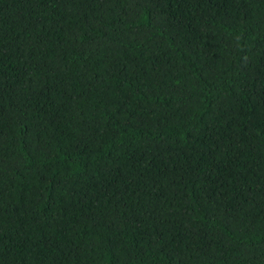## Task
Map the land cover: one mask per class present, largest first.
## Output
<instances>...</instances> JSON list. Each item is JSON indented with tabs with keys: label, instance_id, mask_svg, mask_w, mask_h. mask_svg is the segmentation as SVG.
<instances>
[{
	"label": "trees",
	"instance_id": "trees-1",
	"mask_svg": "<svg viewBox=\"0 0 264 264\" xmlns=\"http://www.w3.org/2000/svg\"><path fill=\"white\" fill-rule=\"evenodd\" d=\"M0 264H264V0H0Z\"/></svg>",
	"mask_w": 264,
	"mask_h": 264
}]
</instances>
